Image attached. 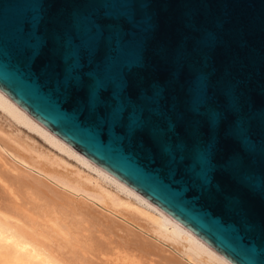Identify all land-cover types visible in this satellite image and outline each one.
<instances>
[{"label": "water", "instance_id": "obj_1", "mask_svg": "<svg viewBox=\"0 0 264 264\" xmlns=\"http://www.w3.org/2000/svg\"><path fill=\"white\" fill-rule=\"evenodd\" d=\"M0 88L233 264H264V0H0Z\"/></svg>", "mask_w": 264, "mask_h": 264}, {"label": "bare ground", "instance_id": "obj_2", "mask_svg": "<svg viewBox=\"0 0 264 264\" xmlns=\"http://www.w3.org/2000/svg\"><path fill=\"white\" fill-rule=\"evenodd\" d=\"M0 111L88 171L0 129V264L27 249L52 264H233L1 88Z\"/></svg>", "mask_w": 264, "mask_h": 264}, {"label": "rangeland", "instance_id": "obj_3", "mask_svg": "<svg viewBox=\"0 0 264 264\" xmlns=\"http://www.w3.org/2000/svg\"><path fill=\"white\" fill-rule=\"evenodd\" d=\"M0 129L13 136V138H16L17 140L21 141V143L24 142L26 145L27 143L29 146L32 145L34 149L37 145L36 149L40 148L39 150L42 153L44 149V152L45 153L47 152L48 156L51 155V157L54 158V160L56 159V161L60 160L62 162V163L60 162L61 164H63V162L64 165L65 163H67L66 166L69 164L70 168L74 170L80 169L81 171L88 173L87 170L85 171V169L79 166V164H77L73 159L69 158L66 154H63L55 150L54 148L50 147L48 144L42 141L38 136L33 135L31 132H29V130L17 125L13 120H11L7 115L2 113L1 111H0Z\"/></svg>", "mask_w": 264, "mask_h": 264}, {"label": "clouds", "instance_id": "obj_4", "mask_svg": "<svg viewBox=\"0 0 264 264\" xmlns=\"http://www.w3.org/2000/svg\"><path fill=\"white\" fill-rule=\"evenodd\" d=\"M3 239H7V236H4ZM9 243H12V241H9ZM27 251L32 254V259H24L19 261H4L3 264H52L50 260H47L44 258L43 253L37 249L34 253H32L31 249H27Z\"/></svg>", "mask_w": 264, "mask_h": 264}]
</instances>
